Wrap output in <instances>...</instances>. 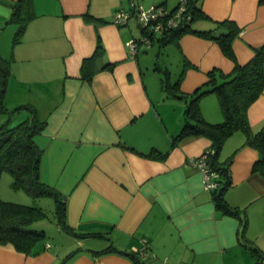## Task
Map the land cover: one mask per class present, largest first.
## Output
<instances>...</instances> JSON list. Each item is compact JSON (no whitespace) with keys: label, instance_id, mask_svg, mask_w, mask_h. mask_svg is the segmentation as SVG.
<instances>
[{"label":"crops","instance_id":"crops-1","mask_svg":"<svg viewBox=\"0 0 264 264\" xmlns=\"http://www.w3.org/2000/svg\"><path fill=\"white\" fill-rule=\"evenodd\" d=\"M17 1L0 0V56L11 67L4 104L7 110L30 104L45 122L33 139L43 149L40 178L64 202L57 230L65 244L46 239L37 254L0 244V264H136L134 249L144 242L148 257L140 264H264V176L252 170L259 153L244 133L230 134L218 153L223 164L231 158L224 197L236 216L216 208L190 162L211 140L192 135L172 145L194 91L210 90V76L222 82L235 62L246 63L264 46V0L197 1L205 17L193 29L218 35L227 26L217 28L216 21L236 26L235 60L193 31L173 42L157 34L129 55L127 43L142 29L134 14L124 25L112 18L130 0H31L34 16L13 43L17 23L9 18ZM134 1L168 9L179 2ZM98 43L102 52L86 78L82 61ZM165 81L177 87L168 92ZM198 102L208 122L223 121L213 92ZM28 115L21 109L11 122ZM246 116L252 131L264 125V91ZM5 119L0 113V123ZM152 150L165 156H147Z\"/></svg>","mask_w":264,"mask_h":264},{"label":"trees","instance_id":"trees-1","mask_svg":"<svg viewBox=\"0 0 264 264\" xmlns=\"http://www.w3.org/2000/svg\"><path fill=\"white\" fill-rule=\"evenodd\" d=\"M186 1L188 4L187 16H190V20L175 28L164 30L160 33L159 40L173 42L186 31L197 32L204 37L215 39L223 53L230 59L235 60L231 42L238 31L234 23L231 20L216 21L217 28L223 25L227 26L225 31L218 35H212V30L193 29L191 23L200 17H205V15L201 12V8L197 3L198 0ZM22 2L25 3V7L21 9ZM33 16L31 0H18L16 2L9 18V21L17 23L13 43L20 40L28 21ZM155 36L151 38V42ZM100 52H102V47L98 43L93 55L83 59L81 72L84 77H91L93 72L91 69L92 59L96 53ZM106 66L108 67V65ZM10 71V61L0 56V113L6 116V119L0 123V175L3 172H8L12 177V186L23 189L32 197L46 195L54 197L57 203V218L61 223L64 217V202L61 200L59 192L40 178V162L43 149L33 139L42 130L45 122L39 119L35 108L30 104H22L7 110L4 97ZM208 83L211 84V89H196L194 91L196 95L185 106L183 125L179 134L172 139V145L180 139L192 135H203L211 140L212 145L208 150L212 152L208 153L206 163L210 170L217 173V185L211 189L213 200L216 208L222 213L236 216L237 211L229 206L224 197L225 191L231 185L229 174L231 158L226 164H223L218 160V153L225 138L233 132L241 130L245 135V144L259 153V158L254 162L252 170L264 176V125L257 131H252L246 116L249 105L264 91V46L256 49L253 56L246 63L239 64L235 62L231 72L224 75L222 82L215 83L214 78L210 76ZM163 87L169 92V88L175 89L177 85L165 81ZM209 91L213 92L218 98L224 117L221 122H208L201 113L198 101L201 96ZM172 94L184 97L176 93ZM21 109H25L29 115L16 124L12 123L11 114ZM146 155L161 158L165 156V154L155 150ZM44 217L45 213L40 207L6 202L0 199V244L11 243L18 251L37 254L46 242L45 231L29 230L26 227ZM255 251L258 253L256 249ZM134 257L136 264H140V258L138 256Z\"/></svg>","mask_w":264,"mask_h":264},{"label":"built area","instance_id":"built-area-1","mask_svg":"<svg viewBox=\"0 0 264 264\" xmlns=\"http://www.w3.org/2000/svg\"><path fill=\"white\" fill-rule=\"evenodd\" d=\"M134 14L138 24L142 29L140 38H130L127 46L128 53L131 56L136 55L137 48L140 44L145 46L151 43V38L154 35L162 33L164 30L175 28L183 22H188L190 16L188 14V4L186 0H179L177 5L168 9L160 3H153L149 7L144 8L141 4L130 0L127 7L118 8L113 15L112 22L117 25L126 24L131 15ZM211 150L203 152L190 162L199 168L203 175V185L207 190L216 187L217 173L209 169L206 158ZM146 243L139 249H134V252L139 255V258H147L148 253L145 250Z\"/></svg>","mask_w":264,"mask_h":264},{"label":"rangeland","instance_id":"rangeland-1","mask_svg":"<svg viewBox=\"0 0 264 264\" xmlns=\"http://www.w3.org/2000/svg\"><path fill=\"white\" fill-rule=\"evenodd\" d=\"M17 123V122H16ZM15 123V124H16ZM14 125V124H13ZM0 199L6 202L19 203L23 205L40 207L45 213V217L32 222L26 228L29 230H44L47 240L51 243L63 246L65 244L61 240L58 232V218L56 213L57 203L52 196L32 197L23 189H17L12 186V177L8 172H3L0 175ZM261 241H264V236L260 235ZM63 254L62 257L66 256Z\"/></svg>","mask_w":264,"mask_h":264}]
</instances>
